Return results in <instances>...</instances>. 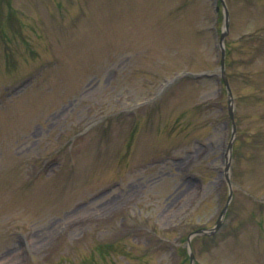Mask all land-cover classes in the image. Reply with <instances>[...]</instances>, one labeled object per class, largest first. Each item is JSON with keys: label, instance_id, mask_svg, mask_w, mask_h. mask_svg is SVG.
<instances>
[{"label": "rangeland", "instance_id": "rangeland-1", "mask_svg": "<svg viewBox=\"0 0 264 264\" xmlns=\"http://www.w3.org/2000/svg\"><path fill=\"white\" fill-rule=\"evenodd\" d=\"M216 1L0 0V264H191L231 188L194 264H264V0H223L235 140L215 77L154 99L219 75Z\"/></svg>", "mask_w": 264, "mask_h": 264}]
</instances>
